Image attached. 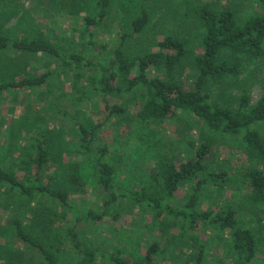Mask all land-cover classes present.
I'll return each mask as SVG.
<instances>
[{"label":"trees","instance_id":"obj_1","mask_svg":"<svg viewBox=\"0 0 264 264\" xmlns=\"http://www.w3.org/2000/svg\"><path fill=\"white\" fill-rule=\"evenodd\" d=\"M148 1L123 0L126 17L125 22H120V33L114 40L117 42L104 46H98L95 37L106 26L113 0L86 2L89 9L81 17L82 25L76 32L81 36L80 45L94 50L92 58L71 50L70 45H61L59 39L48 37L40 27L22 37L0 31V54L14 50L34 57L50 56L58 61L53 70L0 82V94L43 89L50 85L58 69L71 76L74 91L69 107L56 104L61 126H70V133L65 127L48 135L38 131L10 166L3 163L11 155L13 142L9 144L8 155L0 161V187L7 194L17 191L30 203L40 206L42 212L46 201L47 212L53 217L72 222L66 229V237L55 236L46 242L38 229L25 225L20 216H15L11 223L14 237L25 250L38 255L39 262L29 264H60L65 238L70 240L72 252L77 255L70 264H103L104 261L160 264V256L166 253L172 257L188 254L191 264H225L217 254L206 255L209 251L204 242L187 233L200 227L213 232L212 239L220 241L218 245L227 249L226 257L231 256V261L234 258L235 264H250L257 254L258 237L243 225L237 206L226 201L225 193L233 185L244 191L250 206L264 210V136L257 128L264 126V92L255 103L247 85L240 84L233 96L227 97L224 92L252 65L264 59V0H241L258 8L250 14L234 6L233 0L228 1L229 5L224 0H168L175 7L174 19L169 20L171 24L167 28L159 23L154 29L150 27L152 14L145 8ZM38 2L49 10V0ZM147 29L152 30L149 37L134 39ZM187 72L192 81L186 86L182 77ZM88 89L92 91L91 97L103 102L108 120L128 116L135 129L147 127L152 134L178 114H190L196 119L199 136L190 142L185 157L178 160L157 142L150 145L149 134L147 138V134L139 136L141 143L137 149L145 160L147 155L153 156L154 166L143 174L144 184L128 188V180L133 178L123 171L124 155L120 148L113 152L108 143L101 141L96 130L99 125L86 127L80 122L79 109L84 101L90 100ZM64 134L74 135L73 145L68 148L74 161L68 165L61 163L51 172L56 165L55 151H67ZM227 139H235L240 152L257 166L237 175L216 169L211 161L214 144ZM152 147H156L155 151ZM93 176H97L96 183L104 196L98 208L91 209L84 217L71 194L83 191ZM45 178L51 179L50 183H44ZM184 189L187 196L183 203H175ZM207 197H214L215 201L213 207L203 209ZM52 206L57 210L53 211ZM127 207L144 208L150 217L145 228L159 239L152 240L135 260L118 251L108 252L83 229L84 221L118 219ZM35 210L34 207L31 211V219L42 222L44 216ZM50 222H54L53 218ZM227 233L230 241L224 239ZM12 257L6 264H14L18 255Z\"/></svg>","mask_w":264,"mask_h":264},{"label":"rangeland","instance_id":"obj_2","mask_svg":"<svg viewBox=\"0 0 264 264\" xmlns=\"http://www.w3.org/2000/svg\"><path fill=\"white\" fill-rule=\"evenodd\" d=\"M87 1L89 0H49V10H47L38 0H0V31L22 37L23 34L31 33L36 27H40L46 31L48 37L59 39L61 45H70L71 50L82 52L88 58H92L94 50L84 49L78 42L81 36L79 37V33L76 32L82 25L81 17L86 15V10L89 9L86 4ZM228 1L224 0V3L229 5ZM122 2L123 0H113L111 13L107 18V23H105L106 26L100 28V32L95 37L97 41L95 43L98 46H104L108 42L113 45L117 42L114 40L120 33V22L122 20L125 22L126 17ZM232 3L245 14L258 10L249 1L233 0ZM42 7L45 10L41 11ZM145 8L152 14L150 27L152 26L153 29L155 24L159 23L167 28L171 24L169 20L174 19L175 7L168 0H149L145 4ZM151 33L152 30L147 29L145 32L137 34L134 39L140 41L142 38L149 37ZM72 39L73 42L71 43L70 40ZM57 64L58 61L50 56L34 57L8 50L0 54V82L16 81L31 73H44L48 69H55ZM60 74L62 75L60 76ZM70 78V75L66 76L62 69H58L49 81L50 85H46L43 89L20 92L7 91L0 94V161L3 162L4 157L8 155L9 144L14 143L11 155L6 157L4 165L10 166L12 161L28 148L32 137L34 134L37 135L38 131L46 135L50 131L58 133L61 127H65L68 133L72 131V128L67 124L61 126L56 113V104L69 107V99L74 94ZM182 79L187 86L192 81V76L190 77L187 72ZM240 84L250 87L254 103L259 100L264 92V59L252 65L244 75L233 81L230 87L225 88V96H233ZM91 92L88 89L87 94L90 95V100L84 101L79 109L80 122L86 127L99 125L96 130L101 141L108 143L113 152L116 147L120 148L124 155L123 171L127 174L129 172L130 177L133 178V180L130 179L131 181L128 180V188H137V186L144 184L143 174L154 166L153 156L147 155V160H145L144 154L140 155L141 151L137 149L141 143L139 136L147 134V138L149 134L150 145H155L157 142L161 148H164L168 153L170 152L175 158L177 157V160L185 157V151L188 150L190 142L199 136V131L195 126L196 119L190 114H178V116L157 127V131L152 134L149 133L147 127L135 129L128 116L123 118L111 117L108 120L106 119L108 112L105 110L103 102L96 96L91 97ZM60 99L63 101L62 103ZM257 128L264 136V126ZM63 137L66 139L67 151L61 149L55 151L56 165L52 167L51 172L61 163L68 165L74 161L73 153L68 150L73 145L71 139L74 135L64 134ZM234 141L235 139H227L214 144V151L211 155L212 165L216 169L228 170L235 175L241 173L242 170L255 168L257 166L255 161L248 159L246 155L240 152L238 143H234ZM155 148L152 147V150L155 151ZM50 181L49 178L44 179V183L48 184ZM96 182L97 176H93L87 181L83 191L71 194V199L75 201L84 217L91 209L98 208L99 201L104 196ZM225 194L226 201L237 206L243 225L252 229L259 239L257 254L250 264H264V210L250 206L246 201L244 191L233 188V185ZM186 196L184 189V192L178 193L174 202L181 204ZM214 201V197L205 198L202 204L203 209L207 206L213 207ZM43 203L44 211L42 212L40 206L37 207L34 205L35 203H30L17 191L7 194L4 187H0V245L3 246L0 251V264L11 262L14 255H18L17 260L14 259V264L39 262L37 253L35 254L28 249L25 250L23 244L14 237L11 223L17 215L21 217L25 225L38 229L40 237L46 242H51L56 238L55 236L66 237V229L72 225V222H66L61 217H53V214L47 212L49 204L46 201ZM34 207L35 213L44 216L45 219L42 222L31 219V211L34 210ZM52 210H57V207L52 206ZM114 211L117 212V208ZM146 214L144 208L129 210L127 207L120 213L118 219L106 218L99 223L86 220L83 229L88 237L99 242V245L108 252L118 251L123 256L135 260L139 253L146 251L152 240H159L145 228V221L150 220ZM51 218L54 220L53 223L50 222ZM187 233L202 243L204 242L207 251H209L206 255L217 254L225 264H235L234 258L231 261V256L226 257L227 249L218 245L220 241L217 242L212 239L214 235L212 231L205 232L204 228L200 227L195 231L188 230ZM224 237L227 241L231 240L229 233ZM65 240V248L60 252V264H70L75 261L77 256L72 252L70 240L67 241V238ZM218 246L221 247L220 250H218ZM18 250L25 251L18 253ZM103 264L109 263L104 261ZM160 264H191V256L188 254L182 256L179 253L176 257H172L170 253H166L160 256Z\"/></svg>","mask_w":264,"mask_h":264}]
</instances>
